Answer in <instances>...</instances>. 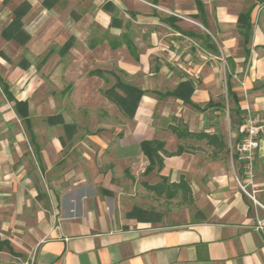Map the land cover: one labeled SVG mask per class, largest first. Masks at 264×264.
I'll return each mask as SVG.
<instances>
[{
    "label": "crops",
    "instance_id": "1",
    "mask_svg": "<svg viewBox=\"0 0 264 264\" xmlns=\"http://www.w3.org/2000/svg\"><path fill=\"white\" fill-rule=\"evenodd\" d=\"M6 1L0 0V6ZM27 1L29 9L20 24L25 37L20 41L6 39L9 42L24 45L30 41L31 34L24 28V19L38 2L45 14L61 8L62 3V0ZM93 3L96 21L99 17L107 21L105 24L100 21L107 33L110 30V33L120 35L113 32L123 28V23L114 16L116 13L124 20L125 16L134 14L140 18H153L152 24L159 28L146 36L147 41L138 39L137 44L117 38L110 43L105 39L89 42L90 53L105 49L106 54L104 59L97 61L98 66L91 76L103 81L114 76L117 82L127 85L131 84L118 77L122 80L125 75L135 79L141 77L153 84L159 77L164 88H157L156 84L154 88L131 85L146 93L137 107L133 126L119 132L117 137L107 139L92 133L83 138L79 125L76 126V122L70 121L62 111L46 119L48 130L59 129L57 136L47 139L35 136L34 142L19 135L11 139L0 138V247L3 246L0 264H264V136L255 160L254 184L247 186L245 192L235 181L236 174L243 184L247 183L239 165L235 168L236 155L233 154L241 139L242 123L235 122L232 125L234 131L228 134L224 124L220 127L218 118L213 119L220 110V64L213 62L211 68L205 67L206 59L201 56L195 68L194 60L187 54L186 68L176 57L175 64L172 63L174 69H151V56L155 53L162 56L167 51L168 46L161 39L166 33L163 20L166 17L178 26L187 22L208 29L206 36L201 32L186 33L193 44L206 52L210 51L207 47L210 28H214L212 32L217 35L226 26L241 28L240 17L250 13L252 31L248 45L243 38L245 50L250 53L249 62L244 69L242 63L246 57L231 61L230 82L236 100L229 96L234 106L228 113L235 119H242L241 111L249 107L264 118V0H105L104 3L94 0ZM8 9L7 6L0 8L2 35L12 25L19 8ZM68 16L70 25L75 27L79 18H74L73 11ZM167 29L174 37L182 33L176 28ZM72 30L70 37L74 41H68L63 51H72V62L78 64L72 42L78 44L81 36L77 34V28ZM234 40L235 37L223 39V49L230 50ZM215 46L218 54L210 52L221 61L219 47ZM132 49L137 53L131 54ZM140 49L143 51L138 52ZM58 60L63 61L61 57ZM68 72L62 67L56 75L62 77ZM199 75L205 78L201 85L194 82ZM233 78L240 80L237 90ZM113 87L104 92L106 101L112 105L108 110L114 106L120 109L108 97ZM117 92L124 94L120 89ZM61 94L64 96L67 91L63 90ZM211 100L217 110L213 113L208 108ZM158 105L161 125L154 118ZM74 110L81 112V106L77 105ZM120 112L124 117L123 111ZM53 117L61 118L62 121H58L63 123L51 124L49 120ZM64 125L70 128L65 129ZM71 129L78 132L66 138L65 132ZM183 133L192 136L184 137ZM229 139H235L234 148H230ZM155 140L163 142L171 155L167 157L160 153L164 159L163 168L146 175L150 162L142 152L141 143ZM70 144L72 147L67 153L66 146ZM25 148L29 149L27 154L23 153ZM26 155L38 166L42 182L36 186L32 181L35 178L30 176L27 168L29 161H24ZM83 160L100 161L99 167L107 165L109 171L104 173L95 168L87 174L81 169ZM24 170L26 174L20 178ZM129 173L143 177L141 185L144 188L146 184L161 183V178H165L171 187L181 185L170 200L190 199L195 218L189 217L174 225L154 224L148 219L117 224L115 212L123 193L114 185L113 177ZM151 175L158 176L160 181L146 180ZM258 222H261V229Z\"/></svg>",
    "mask_w": 264,
    "mask_h": 264
},
{
    "label": "rangeland",
    "instance_id": "2",
    "mask_svg": "<svg viewBox=\"0 0 264 264\" xmlns=\"http://www.w3.org/2000/svg\"><path fill=\"white\" fill-rule=\"evenodd\" d=\"M93 1L94 0H62L61 8H56L54 11L46 14L43 13L39 5L40 2H38L35 8H32L24 19V28L31 34L30 41L24 45L15 41H7L1 34L4 28H0V77L10 87L17 98L28 101L33 132L37 138L47 139L52 135H58V128L54 130L47 129L46 119L50 115H56L62 113V111L70 121L76 122V126L79 125L81 129L80 135L83 136V138L93 133V136H103L109 139L111 136L117 137L119 132H124V130L133 126L134 118L126 114L122 117L121 110L117 109V106L112 107V110L107 109L108 106L112 105L106 101L104 92L116 85L117 79L114 76H109V79L103 81L91 76V73L94 72L98 66L97 61L99 59H104L106 54L105 49H101L102 52L90 53L88 51L89 42L105 39L110 43L113 38H117V40H126L131 44H137L138 39L139 41H147L146 36H149L152 31L157 30L159 27L152 24L153 18H140L134 14L129 17L125 16L124 20L120 13H116L114 16H117L118 21L123 23L122 32L113 31L119 33V36L110 33V30H108L109 33H107V31L102 29L103 27L100 23L101 21L105 24L107 21L101 17H99L98 22L96 21ZM104 1L105 0H99V2L102 3H104ZM27 5H29L27 0H7L1 3V6H7L9 8L8 10L11 11H14L16 8H23L27 11V9H29ZM72 11L76 16L74 18H79L75 27H72L69 23L70 19L68 14ZM170 19V17L163 19L164 25L167 28H176L182 31V33L179 37H174L171 36V31L165 28L166 33L162 35L161 39L166 42L165 44L168 46L166 48L167 51H165V54L162 56L160 53H155L151 56L153 65L151 69L154 70L155 67H160L164 70L174 69L172 63L175 64L176 57H179L178 60L182 62L183 68H186L187 65H184V59L187 54H190L194 60V66L196 65L195 68L200 63L201 56H204L207 60H205L207 63L205 67L211 68L213 62H218L221 67L220 73L218 72L221 91L219 95L220 110H218V115H214L213 119L217 117L220 127L223 123V126H225L224 130L228 132V134L233 132L235 127L232 125H234L235 122L241 124L242 119L241 117L235 119L232 114L229 115L228 113L229 108L232 109L234 103L228 95L227 80L231 72V61L246 57L244 55L245 47L243 45V37L240 35V29L226 26L219 32V35L212 32L214 28L209 29L210 43L217 44L220 50L219 58L221 61H218L213 53L208 50L203 52L196 44H193L189 40L190 38L188 36H186V33L199 34V32L206 36L208 34L206 30L208 29L205 28L206 30H204V28L197 26L195 23L191 24L187 22H183L182 25L178 26ZM74 28H77V34L79 33L81 36L78 44L75 45V43L72 42V45H74L73 47L76 49V56L79 58L78 64H73L72 62L74 58L72 51H63L64 45L71 40L70 33H73L72 29ZM233 37H235L233 46L230 50H224L221 45L222 40ZM196 41L197 40H193V42ZM174 42H176L177 45H175ZM186 42H188V44ZM198 44L200 43L198 42ZM139 51L141 52L143 49L138 50V52ZM130 52L134 54V52L137 53V50L132 49ZM59 57L63 59L62 62L58 60ZM60 62L64 65L62 64L60 66ZM248 62L249 57L242 63L244 69H246ZM20 63L29 66L27 69H24L19 66ZM62 67L65 70H69V72L67 75H64V73L62 77H59L56 75V72ZM208 76L209 73H207L206 77ZM125 77L124 80H122L121 77L118 78L134 86L140 85L154 88V84H156L157 88H164L160 85L159 77H157L159 83L156 81L154 84L153 82H145L141 77L138 79L129 75H125ZM202 79L204 80L205 78L199 75L198 78H195L194 82L201 85L203 83ZM232 80L235 85V90H237V86L240 85V80L238 81V79L235 78ZM63 90L67 91V94L64 96L61 94ZM186 104L185 102L184 105ZM77 105L81 106V112L74 110ZM214 105L215 103L213 102L212 105L208 106L212 113L217 111ZM159 107L160 105H158L155 110L154 118L158 119L156 122L158 125H161L162 119ZM170 108L171 107H169V109ZM242 113L241 111V114ZM169 117L170 115L168 114L167 120ZM57 125L59 124H56V126ZM105 126L107 128H104ZM221 129L222 128H220V131ZM77 132L78 130L75 131L71 129L70 131H66L64 136L69 138L70 134L73 135L74 133L75 135ZM16 135L24 139L30 138L25 124L16 116L13 110V104L6 100L0 87V138L11 139ZM229 140L230 148H234L235 139ZM71 147V144L66 146L67 153H69ZM82 147L84 148V146ZM26 150L29 149L25 148L23 153H25ZM28 152L30 153V151ZM24 161H29V163H27V168L30 170V176L35 178L32 180L33 184L36 186L41 183L40 173L35 161L27 155ZM234 163L235 168L238 169L236 157H234ZM100 164V161L93 163V161L83 160L81 161V169L87 174L94 171L95 168H98L101 172L109 171V166L103 165L104 167H99ZM57 167L58 163L52 170L53 173L56 171ZM34 170H36L37 173ZM25 174V170L22 171L20 178ZM113 179L114 185L117 186L120 191L122 190L123 193L119 200V207L115 212V221L119 225L126 224L131 220L135 221V219L143 220V218H147L148 221L154 224L174 225L187 221L189 217L195 218V208L192 206L193 204L190 199L178 197L174 200H170L164 195L160 196L156 192L144 188L141 185V180L144 179L143 177H134L131 173L123 177L114 175ZM146 180H149L151 183L160 181L158 176L152 175L146 178ZM133 210L145 212V215H138L135 213L134 217H130L129 214Z\"/></svg>",
    "mask_w": 264,
    "mask_h": 264
},
{
    "label": "trees",
    "instance_id": "3",
    "mask_svg": "<svg viewBox=\"0 0 264 264\" xmlns=\"http://www.w3.org/2000/svg\"><path fill=\"white\" fill-rule=\"evenodd\" d=\"M199 6L202 8V5L199 4ZM25 10L23 8L17 9L15 11V17L14 20L12 22V25L10 26V28H7L4 32H3V37L5 39H15L20 41L21 38L25 37L21 27V20L25 15ZM239 25H241L240 29V34L243 36L244 38V43L245 45H248V43L250 42L251 39V31H252V24H251V16L250 13L240 17L239 19ZM240 27V26H239ZM210 37H208V49L213 52L218 54V49L214 44L210 43ZM246 53V58L249 57L250 53L248 50H245ZM20 67L27 69L29 65L27 64H19ZM230 75L228 76V80H227V86H228V90H229V96L233 97L236 100V94L234 92H232V85L230 82ZM0 87L1 90L4 94V96L6 97V100L9 103H13V109L17 115V117L21 120V122L23 124H25L27 131L29 132V136L30 138L33 140L35 139V134L33 132V127H32V122L30 119V113H29V105L27 101H19L15 98V96L13 95L10 87L3 81V79L0 77ZM117 89H120L121 91H123V95H120L117 92ZM146 92L133 87L131 85H127V84H123L122 82L118 81L117 84L113 87V89H111V95L108 94V97L111 101H113L115 104H117L119 106V108L123 111L124 114L130 116L131 118H134L137 107L139 105V102L141 100V98L145 95ZM113 94V95H112ZM213 102L211 101L209 105H212ZM196 108L198 110H201L200 107L196 106ZM58 119L61 120V118L59 117H53L49 120V122L51 124H61L63 122L58 121ZM243 122V121H242ZM65 129H69L70 127L67 125H64ZM204 135V134H201ZM184 137H191L192 134L190 133H183ZM34 144V143H33ZM36 147V145H34ZM141 149L143 154L148 158L150 164L147 167L145 174L149 175L150 173H152L155 169H158L159 171L163 168L164 165V159L162 158L161 154L162 153L164 156H170L171 154L168 153L165 150V144L163 142L160 141H143L141 143ZM181 152V150H180ZM162 181L159 184L156 185H149L146 184V188L149 190H152L154 192H156L158 195L162 196V195H166L167 198L172 199L176 194H177V190L179 189L181 185H176V186H169L167 184V180L165 178H161ZM138 214V215H145V212H142L140 210H133L129 215L130 217H134V214ZM144 213V214H143ZM143 217V216H142ZM144 220H147V218H143ZM7 245V244H4ZM8 246V245H7ZM3 248V246H1ZM0 247V248H1Z\"/></svg>",
    "mask_w": 264,
    "mask_h": 264
},
{
    "label": "built area",
    "instance_id": "4",
    "mask_svg": "<svg viewBox=\"0 0 264 264\" xmlns=\"http://www.w3.org/2000/svg\"><path fill=\"white\" fill-rule=\"evenodd\" d=\"M242 121L241 139L233 150V154L236 155L239 170L245 175L247 183L243 184L240 176L236 174L235 181L246 192V187L254 184L255 160L261 149V140L264 136V118L255 114L249 107H245ZM258 225V228L261 229V222H258Z\"/></svg>",
    "mask_w": 264,
    "mask_h": 264
}]
</instances>
